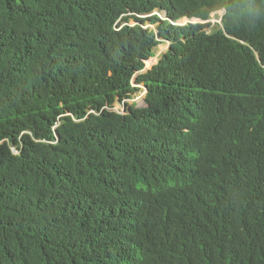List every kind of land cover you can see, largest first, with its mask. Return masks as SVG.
Instances as JSON below:
<instances>
[{
	"label": "trees",
	"instance_id": "obj_1",
	"mask_svg": "<svg viewBox=\"0 0 264 264\" xmlns=\"http://www.w3.org/2000/svg\"><path fill=\"white\" fill-rule=\"evenodd\" d=\"M0 264H264V0H0Z\"/></svg>",
	"mask_w": 264,
	"mask_h": 264
},
{
	"label": "rangeland",
	"instance_id": "obj_2",
	"mask_svg": "<svg viewBox=\"0 0 264 264\" xmlns=\"http://www.w3.org/2000/svg\"><path fill=\"white\" fill-rule=\"evenodd\" d=\"M154 16H157L159 17L161 20H165V14L163 13H160L158 11H155L154 12ZM224 16V12H217V13H214L210 16L209 18V23L212 25V26H220L221 27V20ZM189 23H192V24H196V23H199L198 21H187V20H182V21H179L176 25L177 26H186L188 25ZM135 25V22L134 21H131V26H134ZM148 28H150L151 30H154L155 28L154 27H150L148 26ZM169 48V45L166 44V45H161L159 46L157 49L154 50V55H155V58L150 60L149 62H147L145 64V69L144 71H147L149 70L152 66L156 65L157 64V61L159 60V58L167 52ZM133 86L134 87H139L138 85L135 84V82H133ZM141 89L142 91L140 93H137L135 95L132 96V99L126 101L128 105H136V107H143L144 106V97H145V89L141 86ZM115 111L117 112H120V113H125V105L124 104H116L115 107L113 108Z\"/></svg>",
	"mask_w": 264,
	"mask_h": 264
},
{
	"label": "water",
	"instance_id": "obj_3",
	"mask_svg": "<svg viewBox=\"0 0 264 264\" xmlns=\"http://www.w3.org/2000/svg\"><path fill=\"white\" fill-rule=\"evenodd\" d=\"M188 21V20H187ZM189 24H191V23H189Z\"/></svg>",
	"mask_w": 264,
	"mask_h": 264
},
{
	"label": "bare ground",
	"instance_id": "obj_4",
	"mask_svg": "<svg viewBox=\"0 0 264 264\" xmlns=\"http://www.w3.org/2000/svg\"><path fill=\"white\" fill-rule=\"evenodd\" d=\"M192 24V23H191ZM199 24V23H198Z\"/></svg>",
	"mask_w": 264,
	"mask_h": 264
}]
</instances>
